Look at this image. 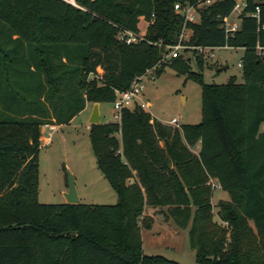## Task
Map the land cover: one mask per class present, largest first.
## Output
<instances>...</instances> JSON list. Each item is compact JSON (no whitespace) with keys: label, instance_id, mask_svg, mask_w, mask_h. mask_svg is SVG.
Here are the masks:
<instances>
[{"label":"trees","instance_id":"1","mask_svg":"<svg viewBox=\"0 0 264 264\" xmlns=\"http://www.w3.org/2000/svg\"><path fill=\"white\" fill-rule=\"evenodd\" d=\"M77 2L0 0V264H183L144 252L142 228L154 224L147 206L190 219L199 264H264V0H245L233 32L223 20L236 0L203 6L198 22L175 9L196 0ZM142 19L144 40L119 38L121 29L140 33ZM185 28L187 45L242 48L243 81L206 83L190 59L172 57L202 87L201 121L178 127L136 104L91 124L117 203L40 202L42 126L69 123L87 102L113 104L149 69L160 76ZM211 179L230 196L216 207Z\"/></svg>","mask_w":264,"mask_h":264},{"label":"rangeland","instance_id":"2","mask_svg":"<svg viewBox=\"0 0 264 264\" xmlns=\"http://www.w3.org/2000/svg\"><path fill=\"white\" fill-rule=\"evenodd\" d=\"M230 20L240 23L235 13L230 15ZM148 26L144 20L141 21L143 31ZM211 52L215 55L212 56ZM243 52L242 48L222 47L212 51L205 49L202 66L198 64L196 53L191 48L181 50L179 55L190 59L191 71L202 73L204 82L223 84L232 76H236L239 82L243 81L242 70L238 66ZM172 57L170 50L163 60L167 65L160 76L152 71L144 78L143 96L149 104L147 110L158 120H165L172 125L177 121H181V124H197L202 119V87L194 79L179 74L170 65ZM101 112V122L119 119L110 102L101 104ZM89 118L83 113L73 122L61 127L45 125L43 130L41 129L43 135L48 137L50 132L53 133L50 143L41 146L39 150L40 202H65L63 188L68 173L71 172L76 179L77 192L81 194L80 202L117 203L116 192L97 166L89 135L88 125L89 127L91 125L88 123ZM219 198L214 196V202L219 201ZM217 209L215 208L214 212ZM145 212H152L156 216L151 228H142L143 247L146 253L162 254L185 264H198L195 250L191 248L189 242L190 219H186L181 212L175 213L174 209L168 206H147ZM160 234L163 237H160Z\"/></svg>","mask_w":264,"mask_h":264},{"label":"built area","instance_id":"3","mask_svg":"<svg viewBox=\"0 0 264 264\" xmlns=\"http://www.w3.org/2000/svg\"><path fill=\"white\" fill-rule=\"evenodd\" d=\"M67 3H70L74 6H79L77 0H63ZM219 0H196V3L194 4H187V5H181L177 3L175 5V9L177 12L182 13L185 16L186 21L190 22H198L200 20V8H202L205 5H211L214 2ZM246 6L245 0H236V4L234 6V9L232 13H235L237 17L240 19V15L243 11V9ZM259 8H257V11L253 13V16H258ZM231 13V14H232ZM240 23L237 21H231L230 15L223 20V27L227 32H233L236 31L239 28ZM189 29H184L183 32L180 35L179 41L175 44L170 46L171 54L173 57H177L181 50L187 49V48H195L198 50L199 53H204L205 49H210L211 51L214 49H217V47H205V46H190L185 44L183 41L189 40L190 33H188ZM144 33H135L130 30L121 29L119 33V38L122 41H125L127 44L131 43H137L144 40ZM228 47V46H225ZM211 55L214 56L215 54L211 52ZM239 66H242L241 61L238 63ZM154 71V69H149L145 74L139 75L135 77L130 87L126 90H117V98L113 102L114 110L117 112V115L120 117V113L124 108L127 107H133L134 105L138 104L141 105L143 108L147 109L149 104L144 100V78ZM176 126L181 125V121H177L174 123Z\"/></svg>","mask_w":264,"mask_h":264},{"label":"crops","instance_id":"4","mask_svg":"<svg viewBox=\"0 0 264 264\" xmlns=\"http://www.w3.org/2000/svg\"><path fill=\"white\" fill-rule=\"evenodd\" d=\"M143 20V19H142ZM141 20V21H142ZM141 21H140V23H139V27H140V30H141V33H144L145 34V32H146V30L147 29H145L144 31L142 30V27H141ZM145 22H146V24L148 25L149 24V22H147L146 20H144ZM144 100H145V98H144ZM146 101V100H145ZM101 104L102 103H100V115L102 116V112H101ZM93 106H94V103H92V102H87V104H86V107L84 108V110H82L80 113H78L69 123H71V122H73L79 115H81V114H83V113H86L87 114V116L88 117H90L91 116V113H92V110H93ZM152 114V113H151ZM153 117H155V116H153ZM156 118V117H155ZM157 119V118H156ZM160 121H162V122H164V123H167V124H171L170 122H167V121H165V120H160ZM88 123H89V120H88ZM68 124V123H67ZM45 125H53L54 126V128L56 127V128H58V127H61V126H63V125H65V124H58V125H54V124H45ZM45 125H43L42 126V130H43V127H45ZM90 127H89V125H88V129H89ZM41 130V131H42ZM261 131H264V123L261 125ZM52 133H53V131L52 132H50L49 134H50V136L48 137V136H46V135H43V131H42V136H41V146H47L49 143H50V141H51V135H52ZM199 149H200V143H198L194 148H192V150L195 152V153H198L199 152ZM75 177V176H74ZM75 182H76V179H75ZM210 183L212 184V186H213V188H214V192H213V197H212V200H213V205H215V204H217V201L216 202H214V196H219L220 198H219V200L220 199H230V196H229V194H228V192L227 191H224V190H222L221 189V187H220V185H219V183H218V181H217V179H211L210 180ZM76 187H77V185H76ZM67 190H68V179L66 178V182H65V186H64V188H63V192H64V195H65V193L67 192ZM78 194H79V192H78ZM79 197H80V201H81V194H79ZM65 202H66V200H65ZM147 214H149V215H151V216H153V218H155L156 219V216L155 215H153V213L152 212H150V213H147ZM216 219H218V217H215ZM252 222V221H251ZM252 224V223H251ZM160 237H163V235L162 234H160ZM171 248H175V247H172L171 246ZM143 250H144V252H145V249H144V247H143ZM146 253V252H145ZM146 254H148V253H146ZM197 262V261H196ZM181 263H183V262H181ZM183 264H185V263H183ZM199 264V263H198Z\"/></svg>","mask_w":264,"mask_h":264},{"label":"water","instance_id":"5","mask_svg":"<svg viewBox=\"0 0 264 264\" xmlns=\"http://www.w3.org/2000/svg\"><path fill=\"white\" fill-rule=\"evenodd\" d=\"M100 121H101L100 103L95 102L91 116L89 118V122L93 124V123H100ZM65 199L66 202L68 203H74V204L80 203V197L77 192L75 177L71 172L68 173V190L65 193Z\"/></svg>","mask_w":264,"mask_h":264}]
</instances>
